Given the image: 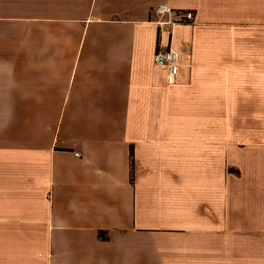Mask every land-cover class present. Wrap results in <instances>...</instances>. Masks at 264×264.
Here are the masks:
<instances>
[{
    "label": "crops",
    "instance_id": "crops-1",
    "mask_svg": "<svg viewBox=\"0 0 264 264\" xmlns=\"http://www.w3.org/2000/svg\"><path fill=\"white\" fill-rule=\"evenodd\" d=\"M0 264H264V0H0Z\"/></svg>",
    "mask_w": 264,
    "mask_h": 264
},
{
    "label": "built area",
    "instance_id": "built-area-1",
    "mask_svg": "<svg viewBox=\"0 0 264 264\" xmlns=\"http://www.w3.org/2000/svg\"><path fill=\"white\" fill-rule=\"evenodd\" d=\"M152 13L158 18L159 34L156 48L153 54V64L166 69L165 83L173 85L179 68L185 63V55L175 51L170 45L165 44V36H172L173 29L177 25L193 22L194 13L192 10L176 9L165 4H158L152 7ZM78 156V153L76 154Z\"/></svg>",
    "mask_w": 264,
    "mask_h": 264
}]
</instances>
